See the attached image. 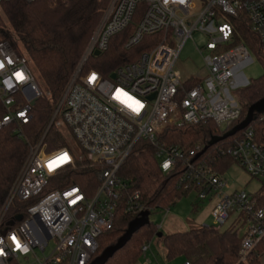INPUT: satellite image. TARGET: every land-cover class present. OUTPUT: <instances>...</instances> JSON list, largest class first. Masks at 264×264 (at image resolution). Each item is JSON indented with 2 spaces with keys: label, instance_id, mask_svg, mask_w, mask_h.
Masks as SVG:
<instances>
[{
  "label": "built area",
  "instance_id": "2783aa9c",
  "mask_svg": "<svg viewBox=\"0 0 264 264\" xmlns=\"http://www.w3.org/2000/svg\"><path fill=\"white\" fill-rule=\"evenodd\" d=\"M139 6L141 14L135 20ZM240 14L264 52V0H110L42 137L29 146L0 209V264H20V258L30 255L36 264H89L99 248L98 237L112 230L120 208L137 215L144 210L139 193L130 192L127 180L119 174L127 157L142 142L153 149L163 174L179 165L178 187L196 191L200 200L218 197L211 211L212 226L223 230L232 219L229 226L240 230L241 260L264 239V146L256 142L252 126L204 155L202 144L185 148L167 145L158 138L161 128L168 124L211 121L223 131L240 119L235 90L248 82L239 83L242 77L237 76V66L251 59L244 43L234 44L231 19ZM131 22L133 29L125 46L133 47L147 35H159L153 48L108 76L94 69L82 71L86 59L94 51H105L110 38ZM195 33L207 38L206 50L226 48L203 56L202 68L194 76L183 78L175 65L183 45ZM195 48L201 53L196 44ZM93 74L95 79L91 80ZM189 81L194 84L186 88ZM118 90L126 96L117 98ZM41 94L26 57L0 38V103L6 111L0 127L14 123L13 132L21 137V126L31 119L30 103ZM132 101L142 105L139 111L133 110L135 104L128 106ZM51 125L63 134L69 130L82 154L68 142L47 150L43 139ZM65 153L67 162L50 170L49 162ZM220 155L231 158L259 180L261 187L253 193L229 190L225 174L216 168ZM82 159L98 167V184L91 194L71 182L61 187L55 184L58 175L70 172ZM14 200L26 203L24 213L15 215H22V219L3 229L5 212ZM50 241L54 247L45 255ZM149 249L150 243L141 247L143 254ZM36 250L42 257L36 256Z\"/></svg>",
  "mask_w": 264,
  "mask_h": 264
},
{
  "label": "trees",
  "instance_id": "16d2710c",
  "mask_svg": "<svg viewBox=\"0 0 264 264\" xmlns=\"http://www.w3.org/2000/svg\"><path fill=\"white\" fill-rule=\"evenodd\" d=\"M109 2L110 0L0 2V38L8 41L18 54L26 57L29 69L30 66L35 69L42 84V88L38 85L42 94L31 108V119L21 126L22 136L19 137L13 132L14 123L0 127V209L24 164L29 146L36 144L42 137ZM141 9L139 6L135 20L141 14ZM231 23L235 29L234 44L244 43L263 67L262 75L235 90L241 106L240 119L223 131L211 121L201 124L164 125L158 138L165 144L191 148L199 143L202 147L208 146L204 155L214 146L225 145L239 135L243 129L223 141L209 145L213 139L233 130L245 118L248 108L264 98V52L261 43L251 33L247 19L242 14L232 18ZM132 29L133 22L125 30L112 36L105 51L98 56L90 55L86 59L82 71L94 69L103 76H108L117 67L131 63L143 52L150 51L157 43L159 35H147L137 45L127 48L125 44ZM193 84V81L186 82L185 87L190 88ZM5 112L0 103V118ZM249 125L253 127L256 142L264 146V110L255 111ZM43 142L47 150L68 145L63 131L53 125L46 132ZM232 164L234 162L231 158L220 155L217 171L225 174ZM97 171L98 167L86 159L77 160L70 172H64L55 178V184L61 187L71 182L82 187L89 195L97 187ZM119 174L127 180L130 192L139 193V202L149 214L170 208L188 192L177 185L179 165L163 174L153 155V149L145 142L127 157ZM25 205L26 203L17 200L11 202L3 218V229L17 223L14 217L18 213H24ZM136 216L137 214H129L120 208L112 230L98 237L99 248L95 256L115 243ZM154 237L163 244L167 260L183 257L190 264H264V239L243 260L240 259V237L233 225L223 230H217L212 225H201L186 231L163 234L150 221L136 230L130 240L105 264H136L143 254L142 245L149 243Z\"/></svg>",
  "mask_w": 264,
  "mask_h": 264
},
{
  "label": "rangeland",
  "instance_id": "374dc122",
  "mask_svg": "<svg viewBox=\"0 0 264 264\" xmlns=\"http://www.w3.org/2000/svg\"><path fill=\"white\" fill-rule=\"evenodd\" d=\"M197 3V1H195ZM207 38L201 34L195 33L192 39H189L182 47L179 58L175 65L182 77L194 76L203 65V56L213 55L223 51L226 47L209 51L204 48ZM195 44L201 49V53L195 48ZM251 59L247 62H242L237 66V76H241V85L245 84L251 79H254L263 74V67L257 57L251 53ZM30 69L35 77L36 83L42 88L41 81L35 69L30 66ZM224 127V125L222 126ZM66 140L69 144L75 147L79 154H82L79 147H77L76 140L69 130H65ZM225 179L228 182L229 190H245L253 193L261 187L259 180L252 178L236 163L225 172ZM218 201L216 195H210L204 200L197 197V192L189 190L185 195L180 197L175 204L170 206L169 210L152 211L149 215V221L154 223L159 231L163 234L186 231L190 228L199 227L201 225H212L213 219L211 211L213 206ZM231 218L225 223L223 229L227 228L231 223ZM240 233V230L239 232ZM150 249L147 257L150 264H183V257H176L170 260L165 258V248L157 237L151 239ZM54 247V242L50 241L44 254L48 255L50 250ZM37 257H42L39 250L35 251ZM142 257V256H141ZM20 264H36L35 258L30 255L27 258H20ZM136 264H143V257Z\"/></svg>",
  "mask_w": 264,
  "mask_h": 264
},
{
  "label": "water",
  "instance_id": "95a60500",
  "mask_svg": "<svg viewBox=\"0 0 264 264\" xmlns=\"http://www.w3.org/2000/svg\"><path fill=\"white\" fill-rule=\"evenodd\" d=\"M101 52L99 51H94L93 55L98 56L100 55ZM114 75L112 74L110 77H113ZM35 103V100L31 101V106H33ZM257 110H264V98L260 99L258 102L252 104L247 111V114L245 118L237 125L233 130L227 132L221 137L213 139L210 144H215L219 141H222L226 139L228 136L234 135L236 132L242 130L246 126H248L253 118H254V112ZM208 146H205L204 150L207 149ZM149 211L148 210H143L138 215L129 222L127 228L125 231L117 238L115 243L105 247L97 256H95L89 264H105L107 260L120 248H122L131 238L133 233L138 230L140 227H142L145 224L149 223ZM22 219V215H17L15 216L14 220L16 222H19Z\"/></svg>",
  "mask_w": 264,
  "mask_h": 264
},
{
  "label": "snow or ice",
  "instance_id": "6c2138e0",
  "mask_svg": "<svg viewBox=\"0 0 264 264\" xmlns=\"http://www.w3.org/2000/svg\"><path fill=\"white\" fill-rule=\"evenodd\" d=\"M18 78L22 79L23 77H22V75L18 74ZM90 79L91 80H94L95 79V74H93V76L90 77ZM120 96H126V94H124V93H122V92H120L118 90L117 98H119ZM127 100H131V98L128 97ZM134 104L136 106L134 107L133 110L139 111V108L142 107V105H139L138 102L132 101V103H129L128 106L129 107H133ZM21 115H23V114H21ZM68 159H69V157H68V155L66 153L63 154L60 157H57L56 160L49 162V168H50V170L53 169L56 166H59L60 163L67 162ZM12 239L15 241V237H13ZM17 247H20V245H19L18 242H17Z\"/></svg>",
  "mask_w": 264,
  "mask_h": 264
},
{
  "label": "crops",
  "instance_id": "0c3cea01",
  "mask_svg": "<svg viewBox=\"0 0 264 264\" xmlns=\"http://www.w3.org/2000/svg\"><path fill=\"white\" fill-rule=\"evenodd\" d=\"M148 251H146L144 254H142V257H143V264H150V260L149 258L147 257V253ZM141 257V258H142ZM185 260L183 261V264H184Z\"/></svg>",
  "mask_w": 264,
  "mask_h": 264
},
{
  "label": "clouds",
  "instance_id": "9594fccd",
  "mask_svg": "<svg viewBox=\"0 0 264 264\" xmlns=\"http://www.w3.org/2000/svg\"><path fill=\"white\" fill-rule=\"evenodd\" d=\"M179 3H184L185 0H178ZM165 3H168V0H165Z\"/></svg>",
  "mask_w": 264,
  "mask_h": 264
}]
</instances>
